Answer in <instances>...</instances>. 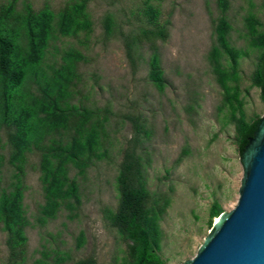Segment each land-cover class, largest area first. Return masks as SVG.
<instances>
[{
  "label": "rangeland",
  "instance_id": "1",
  "mask_svg": "<svg viewBox=\"0 0 264 264\" xmlns=\"http://www.w3.org/2000/svg\"><path fill=\"white\" fill-rule=\"evenodd\" d=\"M8 0H0V4ZM39 10L46 3L59 10L69 0H28ZM226 15L233 24L232 44L246 54L241 58L240 87L247 124L264 117L261 89L253 86V76L261 63V53L249 45L247 17L264 24V0H229ZM160 10L157 23L150 22L149 7ZM93 20L90 34L60 35L52 43L48 61L61 60L69 49L81 52L82 79L75 102L91 108L111 110L107 123L111 141L110 157L96 161L83 185V204L70 211L64 208L46 224L38 221L45 203L40 179V154L33 152L24 175L26 215V260L19 264H55L45 252L60 248L71 254L61 264H75L94 258L96 264H123L128 245L108 219L110 209L119 204L117 176L128 141L134 134L128 114L145 119L153 136L145 142L146 176L153 193L166 192L171 204L161 219L164 233L160 253L168 264H178L210 232L217 217L211 207L218 200L224 211L235 207L244 176L237 122L229 121L230 107L224 89L216 79L208 59L216 40L215 29L222 15L217 0H89ZM114 19L108 33L106 18ZM167 25L169 36L159 41L166 88L160 92L149 78L150 45L135 46L133 63L128 55L126 35L142 27ZM264 29V26L262 27ZM198 99L193 111L188 105ZM241 113L238 112V118ZM7 137H4L6 142ZM7 159L3 167L4 185L16 181V169L8 162L10 147L2 150ZM182 157L180 160L179 158ZM78 170L75 168L72 175ZM86 241L78 247V237ZM8 234L0 227V264H16L7 243Z\"/></svg>",
  "mask_w": 264,
  "mask_h": 264
},
{
  "label": "trees",
  "instance_id": "2",
  "mask_svg": "<svg viewBox=\"0 0 264 264\" xmlns=\"http://www.w3.org/2000/svg\"><path fill=\"white\" fill-rule=\"evenodd\" d=\"M88 1L69 0L59 10L49 3L37 10L28 0L0 4V227L8 234L7 243L16 264L18 260H26V228L32 224L26 215L23 181L31 154H40V179L45 197L38 217L41 224L56 219L64 208L73 211L81 206L83 185L79 176L86 178L88 169L96 161L110 157L107 123L111 110L75 102L82 92L78 89L82 79L79 65L84 55L72 48L60 61H48L52 43L60 35L92 32ZM217 1L222 15L208 59L224 89V101L231 110L229 121H236L241 132L240 148L244 151L255 137L262 118L251 124L244 120L240 64L246 52L235 47L230 39L233 24L226 15L229 0ZM147 14L150 22L157 23L160 10L150 6ZM246 19L249 45L261 53L253 86L260 87L264 99V24L253 15ZM106 28L108 33L113 32L112 15L106 18ZM168 36V26L158 24L142 27L137 34L126 35L125 40L133 63H136L135 46L150 45L149 78L160 92L165 91L166 75L158 42L166 41ZM197 103L195 98L188 105V111H193ZM126 117L132 123L134 134L124 150L117 176L119 204L115 210H109L108 219L127 242L129 259L125 258L123 264H168L160 253L164 238L161 219L171 204V196L166 192L153 193L146 176L144 145L152 138L153 131L141 115ZM6 146L10 147L8 162L16 169V181L11 187L4 185L3 167L7 157L2 150ZM75 168L78 172L72 175ZM223 211L222 204L216 200L211 217H218ZM85 241V233L81 232L78 247ZM44 255L53 256L55 264L71 259V254L60 248ZM48 262L38 260V263ZM75 264H96V261L83 259Z\"/></svg>",
  "mask_w": 264,
  "mask_h": 264
},
{
  "label": "water",
  "instance_id": "3",
  "mask_svg": "<svg viewBox=\"0 0 264 264\" xmlns=\"http://www.w3.org/2000/svg\"><path fill=\"white\" fill-rule=\"evenodd\" d=\"M244 176L234 208L178 264H264V117L242 153Z\"/></svg>",
  "mask_w": 264,
  "mask_h": 264
},
{
  "label": "bare ground",
  "instance_id": "4",
  "mask_svg": "<svg viewBox=\"0 0 264 264\" xmlns=\"http://www.w3.org/2000/svg\"><path fill=\"white\" fill-rule=\"evenodd\" d=\"M217 219H218V217H217ZM217 219H216V221H217Z\"/></svg>",
  "mask_w": 264,
  "mask_h": 264
}]
</instances>
